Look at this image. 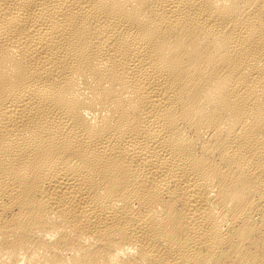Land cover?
Wrapping results in <instances>:
<instances>
[{"label": "bare ground", "instance_id": "bare-ground-1", "mask_svg": "<svg viewBox=\"0 0 264 264\" xmlns=\"http://www.w3.org/2000/svg\"><path fill=\"white\" fill-rule=\"evenodd\" d=\"M0 264H264V0H0Z\"/></svg>", "mask_w": 264, "mask_h": 264}]
</instances>
